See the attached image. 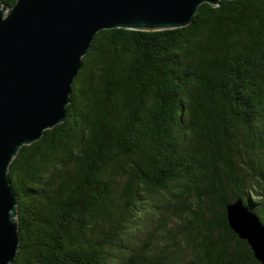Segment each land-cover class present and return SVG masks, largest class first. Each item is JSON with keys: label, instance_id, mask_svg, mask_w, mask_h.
<instances>
[{"label": "trees", "instance_id": "1", "mask_svg": "<svg viewBox=\"0 0 264 264\" xmlns=\"http://www.w3.org/2000/svg\"><path fill=\"white\" fill-rule=\"evenodd\" d=\"M8 174L14 264H263L225 207L239 199L264 225V0L99 30L65 119Z\"/></svg>", "mask_w": 264, "mask_h": 264}, {"label": "water", "instance_id": "2", "mask_svg": "<svg viewBox=\"0 0 264 264\" xmlns=\"http://www.w3.org/2000/svg\"><path fill=\"white\" fill-rule=\"evenodd\" d=\"M203 2L220 0H16L0 2V264L19 248L17 194L8 166L61 123L82 57L102 29L161 30L193 20ZM229 226L264 264V225L241 200L226 204Z\"/></svg>", "mask_w": 264, "mask_h": 264}]
</instances>
